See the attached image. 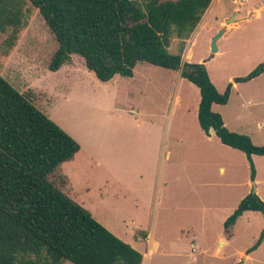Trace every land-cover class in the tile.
Instances as JSON below:
<instances>
[{
	"label": "rangeland",
	"instance_id": "374dc122",
	"mask_svg": "<svg viewBox=\"0 0 264 264\" xmlns=\"http://www.w3.org/2000/svg\"><path fill=\"white\" fill-rule=\"evenodd\" d=\"M23 9L27 25L12 49L5 40L13 27L0 32V74L20 92L31 93L36 106L85 150L50 179L140 251L144 264H264V245L251 252V259L241 254L264 230L261 212H245L229 238L224 229L241 197L259 188L264 198V155H252L261 180L256 182L243 151L201 128L200 90L182 77V68L140 62L133 78L118 74L103 82L82 56L73 54L69 74L51 71L59 43L32 3ZM231 16L235 20L227 24ZM222 27L227 31L220 50L212 53L211 39ZM182 49L191 51L193 62L207 66L221 91L228 82L238 83L228 104L214 110L223 115L228 129L264 144V71L236 81L264 65V0H214L189 38H172L170 51ZM99 127L104 132L99 139L102 154L92 159L85 154H96ZM83 178L94 181L89 194ZM146 234L160 243L151 257ZM222 238L227 244L218 250Z\"/></svg>",
	"mask_w": 264,
	"mask_h": 264
},
{
	"label": "trees",
	"instance_id": "16d2710c",
	"mask_svg": "<svg viewBox=\"0 0 264 264\" xmlns=\"http://www.w3.org/2000/svg\"><path fill=\"white\" fill-rule=\"evenodd\" d=\"M26 2L39 10L59 43L51 71L70 62L72 54L82 56L104 82L116 74L132 77L138 62L170 70L182 65V77L200 90L201 128L207 134L214 130L223 144L243 151L255 179L252 155H264V144L228 129L212 108L229 102L233 83L219 91L204 63L185 62L184 49L170 51L172 38H189L214 0H0V32L13 27L5 40L11 49L27 25ZM80 149L75 138L36 106L31 93L20 92L0 74V264H142L140 251L50 179ZM248 210L264 216V201L257 193L240 201L225 229ZM263 240L264 230L246 254Z\"/></svg>",
	"mask_w": 264,
	"mask_h": 264
},
{
	"label": "crops",
	"instance_id": "0c3cea01",
	"mask_svg": "<svg viewBox=\"0 0 264 264\" xmlns=\"http://www.w3.org/2000/svg\"><path fill=\"white\" fill-rule=\"evenodd\" d=\"M213 5V4H212ZM226 31H227V29H226ZM226 33V32H225ZM223 37H224V35L220 38V40L218 41V47H219V50H220V45H219V43H220V41L223 39ZM218 50V51H219ZM188 54H190V59L189 60H187L186 59V57H187V55ZM72 59H71V61L70 62H68V63H65V64H63L57 71H55V72H58V73H60V72H62V71H65V73H66V75L67 74H69V72H71V70H72V66H70L69 65V63H71L72 61H73V54H72ZM192 55H191V51L189 52L188 50H186L185 51V54H184V61L185 62H189V63H195V62H193L192 61ZM186 59V60H185ZM140 62H138L137 64H136V66H135V68H134V75H135V73H136V67H137V65L139 64ZM148 63V62H147ZM197 63H201V61H199V62H197ZM159 67V66H158ZM206 68H207V66H206ZM207 70H208V68H207ZM94 73V72H93ZM208 73H209V71H208ZM116 75H118V74H116ZM115 75V76H116ZM120 75V74H119ZM134 75L132 76V77H129V78H133L134 77ZM209 75H210V73H209ZM114 76V77H115ZM113 77V78H114ZM112 78V79H113ZM210 78H211V76H210ZM257 78V77H256ZM255 79V78H254ZM253 79V80H254ZM211 80H212V78H211ZM213 81V80H212ZM104 82V81H103ZM214 83V82H213ZM229 83V82H228ZM227 83V84H228ZM215 84V83H214ZM238 85V83H236V82H234V86L236 87ZM216 86V85H215ZM227 86V85H226ZM226 86H225V88H226ZM233 86V87H234ZM217 87V86H216ZM258 87V86H257ZM199 89V88H198ZM217 89H218V87H217ZM219 91H221L220 89H218ZM225 90V89H224ZM223 90V91H224ZM233 90V89H232ZM259 90V88L257 89V88H255V91H258ZM222 92V91H221ZM232 94V93H231ZM200 100H201V95H200ZM230 101V100H229ZM200 103V102H199ZM228 104V103H227ZM215 105H218V104H213V110H214V106ZM198 109H199V107H198ZM215 111V110H214ZM217 112V111H216ZM223 116V115H222ZM223 119H224V117H223ZM198 121H199V119H198ZM200 124V123H199ZM225 124H227V122H225ZM261 126H263L264 125V122L263 123H261L260 124ZM66 129V128H65ZM67 130V129H66ZM232 130V129H231ZM68 131V130H67ZM215 135H216V133H215V131L214 130H211ZM233 131V130H232ZM69 132V131H68ZM103 134H104V132H100V127L98 128V132H97V150H96V154H94V152H92V151H87L86 152V156L87 157H90V158H92V159H96V158H98V156H100L101 154H102V152H101V146H100V141H99V139H100V137L101 138H103ZM74 136H76V135H74ZM217 136V135H216ZM76 138H78V137H76ZM217 138L219 139V137L217 136ZM79 140V139H78ZM220 140V139H219ZM221 142V141H220ZM222 143V142H221ZM223 144V143H222ZM224 145H226V144H224ZM226 146H228V145H226ZM228 147H231V146H228ZM231 148H233V147H231ZM233 149H235V148H233ZM237 150H239V149H237ZM83 151H85L84 150V148L81 146V149H80V151L75 155V157H74V159H72V160H70V161H66V162H71V161H76L78 158V155L80 154V153H82ZM241 151V150H240ZM254 155H256V154H254ZM254 160H255V157L253 158ZM66 162H64V163H66ZM98 164H101L100 163V161L98 160V162H97ZM63 164V163H62ZM61 164V165H62ZM60 165V166H61ZM59 166V167H60ZM222 172H225V170L224 169H222ZM258 175H259V169L257 168V171H256V176H255V181L256 182H260L261 180L259 179V177H258ZM83 182H84V184L82 185L85 189L87 188V194H89L90 193V189L94 186V181L93 180H85L84 178H83ZM249 182H250V180H249ZM72 183V182H71ZM90 188V189H89ZM64 191V190H63ZM259 191H260V189L258 188V189H255V193L256 192H258L259 193ZM65 192V191H64ZM65 193H67V192H65ZM68 194V193H67ZM69 195V194H68ZM259 195H260V197L262 198V199H264L262 196H261V194L259 193ZM70 196V195H69ZM246 196V195H245ZM244 196V197H245ZM71 197V196H70ZM244 197H241V199L239 200V203H240V201L244 198ZM72 198V197H71ZM100 198L103 200L104 199V197H103V195H101L100 196ZM238 203V204H239ZM238 206V205H237ZM237 208V207H236ZM235 208V209H236ZM234 209V210H235ZM233 210V211H234ZM248 211H251V210H248ZM245 212H247V211H245ZM244 212V213H245ZM255 212H258V211H255ZM233 213V212H232ZM231 213V214H232ZM243 213V214H244ZM230 214V215H231ZM229 215V216H230ZM228 216V217H229ZM241 217V216H240ZM239 217V218H240ZM238 218V219H239ZM238 221V220H237ZM236 221V222H237ZM236 224V223H235ZM234 224V225H235ZM234 225L230 228V229H225V227H224V229L226 230V234H227V236H228V238L231 236V230L233 229V227H234ZM145 240H146V242H147V244H148V252L151 250V249H153V250H155V251H153V253L150 255V257L154 254V253H156L157 251H158V249L160 248V243L157 241V240H154V239H152V237H151V235L150 234H146V238H145ZM227 240L228 239H225V241H223V238H222V240H221V245H220V247H219V249L218 250H221L226 244H227ZM264 245V240H263V242L260 244V246L258 247V248H261L262 246ZM190 249H191V252H190V257L191 258H194L195 257V251H196V244L194 243V242H192L191 243V245H190ZM258 250V249H257ZM257 250H254V251H252V252H255V251H257ZM241 254H242V256H243V258L245 259V260H248V259H251L252 258V254L251 253H249V254H246L244 251H242L241 252ZM149 257V258H150ZM145 263V261L144 262H142V264H144ZM146 264H149L148 262L146 263ZM236 264H237V262H236ZM243 264V263H242Z\"/></svg>",
	"mask_w": 264,
	"mask_h": 264
},
{
	"label": "water",
	"instance_id": "95a60500",
	"mask_svg": "<svg viewBox=\"0 0 264 264\" xmlns=\"http://www.w3.org/2000/svg\"><path fill=\"white\" fill-rule=\"evenodd\" d=\"M235 20L234 16H231L229 19L226 20V23H230L231 21ZM226 27H222L211 39V52L212 53H217L219 50L218 47V41L220 40V38L225 34L226 32ZM179 68H183L182 65L179 66ZM262 70H264V65H262L257 71L261 72Z\"/></svg>",
	"mask_w": 264,
	"mask_h": 264
},
{
	"label": "bare ground",
	"instance_id": "6f19581e",
	"mask_svg": "<svg viewBox=\"0 0 264 264\" xmlns=\"http://www.w3.org/2000/svg\"><path fill=\"white\" fill-rule=\"evenodd\" d=\"M153 251H155V250L151 249V250L148 252V255H151V254L153 253Z\"/></svg>",
	"mask_w": 264,
	"mask_h": 264
}]
</instances>
